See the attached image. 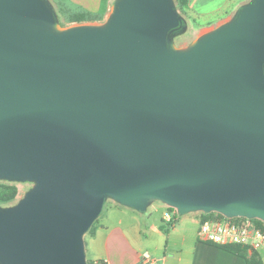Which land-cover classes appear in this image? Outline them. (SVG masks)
<instances>
[{"label":"water","instance_id":"95a60500","mask_svg":"<svg viewBox=\"0 0 264 264\" xmlns=\"http://www.w3.org/2000/svg\"><path fill=\"white\" fill-rule=\"evenodd\" d=\"M175 0H115L61 25L50 0H0V264H89L105 203L264 222V0L201 33Z\"/></svg>","mask_w":264,"mask_h":264},{"label":"crops","instance_id":"0c3cea01","mask_svg":"<svg viewBox=\"0 0 264 264\" xmlns=\"http://www.w3.org/2000/svg\"><path fill=\"white\" fill-rule=\"evenodd\" d=\"M56 1L66 9L65 3ZM66 1L80 12L92 15L82 23L103 21L111 7L110 0ZM233 3V0H189L188 10L200 16L214 15L226 11ZM158 204L166 211L167 206ZM156 205L146 213L114 205L102 215L86 235V253L91 263L247 264L242 256L200 241L199 218L177 217L168 222L163 214L157 216L154 213ZM257 253L264 260V250Z\"/></svg>","mask_w":264,"mask_h":264},{"label":"built area","instance_id":"2783aa9c","mask_svg":"<svg viewBox=\"0 0 264 264\" xmlns=\"http://www.w3.org/2000/svg\"><path fill=\"white\" fill-rule=\"evenodd\" d=\"M215 214L214 217L201 214L198 233L200 241L218 246L240 245L249 252L264 250V222L243 217L227 218ZM177 217V210L166 207L164 218L168 222L174 221Z\"/></svg>","mask_w":264,"mask_h":264},{"label":"rangeland","instance_id":"374dc122","mask_svg":"<svg viewBox=\"0 0 264 264\" xmlns=\"http://www.w3.org/2000/svg\"><path fill=\"white\" fill-rule=\"evenodd\" d=\"M50 1L55 6V10H56V12H57V14L59 16L61 25L63 27H68V26H71V25L78 24V23H70V21L67 20V18L69 19V16H66V15H68L69 13H73V12L74 13L75 12H80L81 11L80 9H77V7L75 8V6L70 5V3L68 1H66V0L65 1L64 0H58V2H60V3H63V4L65 3L67 5V6H65V8H66V10L69 11V13H67L66 15L65 14H61L63 8L60 7V4H57L56 0L55 1L54 0H50ZM249 1L250 0H233L234 3L231 5V7H229L226 11H222V13H218V14H214V15H201L200 16V15L194 14L193 12L188 10V6L185 7V8L184 7L181 8L180 4L178 3V1L175 0L179 12L182 14V16L186 19V21L188 23L189 29L183 35H181V36H179L177 38L175 36L173 38L174 43H176V45L178 47H180V48L187 47L201 33L205 32V31H207V30H209L211 28H214V27L218 26L219 24H221V23H223L225 21L230 20L232 17L235 16L236 12L239 10L240 7L243 4H245V3L249 2ZM114 2H115V0H110L109 3L111 4V7L113 6ZM235 6H236V8H235ZM111 7H110V10H111ZM110 10H109V12H110ZM109 12H108V14H109ZM108 14H107V16H108ZM103 21L94 22V23H101ZM15 185L18 187L19 193H18V196L16 197L15 201L12 202L11 205L17 203L24 196L25 192L32 187V185L28 184V183H15ZM114 205H117V204L114 203L111 200L107 201L105 203V206H104V209H103V212H102L101 216L106 214L107 211H109L112 208H114L115 207ZM117 206L122 207L120 205H117ZM154 209H156L154 211V213L157 216H160L162 214L164 216L165 208L161 207L160 204L157 203V205L154 207ZM149 210H150V208H149ZM201 214L202 213H189V214H185V215H179L178 214V218H192V217L200 218ZM84 239H85V243H86V241H88V236H86ZM86 258H87L88 263L90 264L91 261L88 259L87 253H86Z\"/></svg>","mask_w":264,"mask_h":264},{"label":"trees","instance_id":"16d2710c","mask_svg":"<svg viewBox=\"0 0 264 264\" xmlns=\"http://www.w3.org/2000/svg\"><path fill=\"white\" fill-rule=\"evenodd\" d=\"M177 1L180 4L181 8H183V7L185 8L189 4V0H177ZM67 13H69L68 10L62 9L61 14L66 15ZM66 16H69V19L67 18V20H69L70 23H82L88 19L87 17H92V15H86L85 13H82V12H75V13L73 12V13H69ZM183 34H184L183 29L180 28L179 30H177L174 33V37L176 36V38H177ZM18 193H19V189L15 184L0 182V205L1 206L10 205L12 202L15 201L16 197L18 196ZM215 215H216L215 213H212V214H208L206 216L207 217H214ZM97 222H98V220H97ZM258 223H260V222H258ZM95 224H94V226H95ZM93 227L91 228V230L89 232H91L93 230ZM220 247L227 250L228 252H231V253H234V254H237L239 256L244 257L247 260V264H264L263 259L259 256V254L257 252H253L250 255L249 251L240 245H228V246H220ZM90 264H93V263H90Z\"/></svg>","mask_w":264,"mask_h":264}]
</instances>
